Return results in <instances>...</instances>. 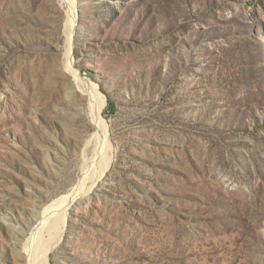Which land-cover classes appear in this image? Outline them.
<instances>
[{"label":"rangeland","instance_id":"1","mask_svg":"<svg viewBox=\"0 0 264 264\" xmlns=\"http://www.w3.org/2000/svg\"><path fill=\"white\" fill-rule=\"evenodd\" d=\"M61 204L50 264H264V0H0V264Z\"/></svg>","mask_w":264,"mask_h":264},{"label":"bare ground","instance_id":"2","mask_svg":"<svg viewBox=\"0 0 264 264\" xmlns=\"http://www.w3.org/2000/svg\"><path fill=\"white\" fill-rule=\"evenodd\" d=\"M98 115L100 116V110L98 111ZM66 207H68V204H61L60 208L58 206L55 208L53 207L47 214L48 223L44 226H40V229L38 228L40 237L32 247L30 246L31 252L29 262H31V264H50V252L60 242L63 236L67 218ZM38 229L34 231L36 232ZM44 231L46 232L45 235ZM41 233H43V235H41Z\"/></svg>","mask_w":264,"mask_h":264},{"label":"trees","instance_id":"3","mask_svg":"<svg viewBox=\"0 0 264 264\" xmlns=\"http://www.w3.org/2000/svg\"><path fill=\"white\" fill-rule=\"evenodd\" d=\"M105 94H106V93H105ZM106 97H107V100H108V106H107V109H105L104 114H105V115H108V114H107V110L109 111V109H111V108H112V110H113L114 107H115V103H114L113 98H112L109 94H106Z\"/></svg>","mask_w":264,"mask_h":264}]
</instances>
